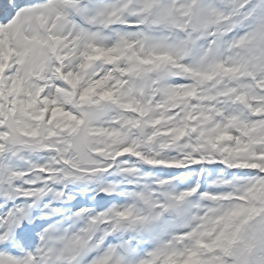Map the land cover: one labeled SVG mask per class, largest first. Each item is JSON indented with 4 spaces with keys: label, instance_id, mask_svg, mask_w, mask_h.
<instances>
[{
    "label": "snow or ice",
    "instance_id": "6c2138e0",
    "mask_svg": "<svg viewBox=\"0 0 264 264\" xmlns=\"http://www.w3.org/2000/svg\"><path fill=\"white\" fill-rule=\"evenodd\" d=\"M0 264H264V0H0Z\"/></svg>",
    "mask_w": 264,
    "mask_h": 264
}]
</instances>
